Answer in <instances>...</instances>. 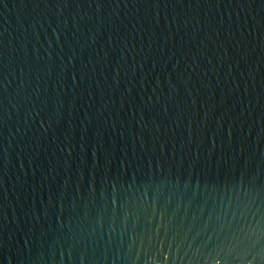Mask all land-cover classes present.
<instances>
[{
    "label": "water",
    "instance_id": "obj_1",
    "mask_svg": "<svg viewBox=\"0 0 264 264\" xmlns=\"http://www.w3.org/2000/svg\"><path fill=\"white\" fill-rule=\"evenodd\" d=\"M0 264H264V0H0Z\"/></svg>",
    "mask_w": 264,
    "mask_h": 264
}]
</instances>
